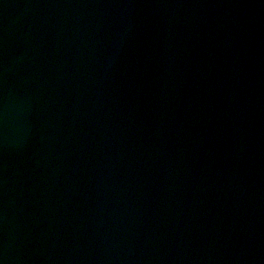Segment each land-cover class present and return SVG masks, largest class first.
<instances>
[{
  "label": "water",
  "instance_id": "water-1",
  "mask_svg": "<svg viewBox=\"0 0 264 264\" xmlns=\"http://www.w3.org/2000/svg\"><path fill=\"white\" fill-rule=\"evenodd\" d=\"M0 264H264V0H0Z\"/></svg>",
  "mask_w": 264,
  "mask_h": 264
}]
</instances>
